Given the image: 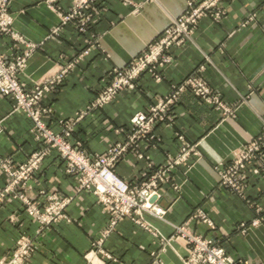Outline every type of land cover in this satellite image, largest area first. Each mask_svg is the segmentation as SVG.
<instances>
[{"label": "crops", "instance_id": "crops-1", "mask_svg": "<svg viewBox=\"0 0 264 264\" xmlns=\"http://www.w3.org/2000/svg\"><path fill=\"white\" fill-rule=\"evenodd\" d=\"M75 2L12 0L11 32L0 33L1 54L16 56L27 44L36 46L19 79L26 89L48 85L42 105L51 109L45 121L55 132L61 131L60 120L77 119L88 110L112 81L111 71L139 56L185 11L188 0H98L85 31L74 23L61 26L62 15ZM222 7V20L203 18L192 41L171 49L173 60L161 68V80L144 72L134 89L78 119L69 139L89 157L106 154L127 139L119 130L129 127L134 115L148 111L192 73L201 77L221 95L229 113L187 90L173 109V121L156 127L157 140L140 144L144 158L129 152L115 167L124 180H140L185 143L194 146L190 159L161 187L164 218L144 213L138 216L144 225L123 219L98 244L111 213L93 192H78L77 176L53 151L25 187L5 197L1 194L11 179L0 169V261L10 259L19 239L29 236L35 250L25 264H186L189 246L176 233V226L185 225L197 235L220 240L237 260L264 264V176L257 165H249L242 197L220 184L217 169L264 128V0H223ZM69 66L64 78L51 84ZM15 102L0 94V156L18 166L43 144L32 133L28 115L14 109ZM18 194L39 206L53 194L72 201L66 218L39 232V221L27 213ZM199 211L213 227L197 217Z\"/></svg>", "mask_w": 264, "mask_h": 264}, {"label": "built area", "instance_id": "built-area-1", "mask_svg": "<svg viewBox=\"0 0 264 264\" xmlns=\"http://www.w3.org/2000/svg\"><path fill=\"white\" fill-rule=\"evenodd\" d=\"M11 1L0 0V33L11 32L12 16L9 12ZM97 1L76 0L73 8L62 15L61 26L74 23L79 30L85 31L92 22L90 9ZM222 1L188 0L185 11L174 18L139 56L111 71L112 81L98 92L88 110L82 111L77 119L60 120V132L52 130L45 121V118L51 114V109L42 105L43 93L48 85L26 89L19 79L36 46L27 44V49L16 56L0 53V94L15 99L14 109L22 110L28 115L33 123L32 133L43 144L25 163L18 166L14 165L12 159L0 156V169L5 171L11 179L10 185L1 197H5L18 187H25L36 170L40 168L43 160L53 151H57L66 161L67 172L77 176L78 192H93L111 213L110 224L98 244H101L123 219L129 218L144 225L138 219V216L144 213L164 218L166 209L160 203L163 197L161 187L170 181L171 173L175 168L190 159L194 146L185 143L177 156L169 157L160 167L145 172L140 180H124L117 174L115 167L118 161L129 152L144 158L139 151L140 144L142 142L153 144L157 140L156 127L173 121V108L179 101L180 95L187 90L195 92L200 98L219 109L229 112L230 109L221 96L203 79L194 74L189 76L179 85H175L169 95L148 111L134 115L131 125L119 130L126 135L127 139L112 146L106 154L89 157L81 150L80 145L73 146L69 139L78 119L92 109H99L109 104L125 89L135 88L137 78L144 72H150L155 78L161 80L159 69L171 63L173 59L170 49L192 40L193 31L202 18L211 17L216 21L222 20L226 14ZM59 31L60 27L54 29L53 33ZM14 36L16 37L15 34ZM16 38L24 42L23 38L18 36ZM88 52L87 50L86 53ZM69 68L70 66L63 69L61 74L51 81V84L59 83ZM179 138L184 140L183 136ZM251 164L258 166L263 177L264 128L258 136L239 150L231 162L217 168L221 177L220 184L244 197L247 187L246 169ZM18 197L25 201L27 213L39 221L41 226L39 232L52 223L66 218L65 210L72 201V197L62 198L53 194L47 198L46 203L39 206L27 200L24 195L18 194ZM197 217L213 227L212 221L205 212L199 211ZM241 227L244 228L245 225ZM176 233L184 238L189 246L186 264H252L248 260H237L229 255L220 240L197 235L185 225L176 226ZM34 250V240L24 236L18 241L16 254L27 260Z\"/></svg>", "mask_w": 264, "mask_h": 264}, {"label": "rangeland", "instance_id": "rangeland-1", "mask_svg": "<svg viewBox=\"0 0 264 264\" xmlns=\"http://www.w3.org/2000/svg\"><path fill=\"white\" fill-rule=\"evenodd\" d=\"M222 2H223V1H222ZM204 18H205V17H204ZM223 18H224V17H223ZM223 18H222V19H223ZM202 19H203V18H202ZM202 19H201V20H202ZM201 20H200V21H201ZM200 21H199V23H200ZM198 25H199V24H198ZM197 27H198V26H197ZM197 27H196L195 30L193 31V34H192V40H193V36H194V33H195ZM192 40H189L188 42H190V41H192ZM153 41H154V40H153ZM153 41H152V42H153ZM188 42H187V43H188ZM187 43H185V44H187ZM150 44H151V43H150ZM185 44H184V45H185ZM184 45H182V46H184ZM182 46H174V47H182ZM172 48H173V47H172ZM172 48H171V49H172ZM171 49H170V51H171ZM143 51H144V50H143ZM172 57H173V56H172ZM172 60H173V59H172ZM169 64H170V63H169ZM165 66H166V65H165ZM163 67H164V66H163ZM163 67H161V68H163ZM161 68L159 69V72H160ZM150 74H151V73H150ZM193 74H194V75H197V74H195V73H192L191 75H193ZM191 75H190V76H191ZM188 77H189V76H188ZM188 77H187V78H188ZM197 77H198V76H197ZM139 78H140V77H138L137 80H138ZM154 78H155V76H154ZM187 78H186V79H187ZM200 78H201V77H200ZM155 79H157V78H155ZM186 79H185V80H186ZM201 79H202V78H201ZM137 80H136V85H137ZM157 80H158V79H157ZM128 89H134V88H128ZM128 89H125V90H128ZM172 89H173V88H172ZM212 89H213V88H212ZM125 90H124V91H125ZM213 90H214V89H213ZM188 91H191V90H188ZM214 91H215V90H214ZM122 92H123V91H122ZM192 92H193V91H192ZM170 93H171V92H170ZM170 93H169V94H170ZM183 93H184V92H183ZM193 93H195V92H193ZM217 93H218V92H217ZM169 94H168V95H169ZM195 94H196V93H195ZM218 94H219V93H218ZM118 95H119V94H118ZM118 95H117V96H118ZM196 95H197V94H196ZM219 95H220V94H219ZM117 96H116V97H117ZM180 96H181V95H180ZM197 96H198V95H197ZM220 96H221V95H220ZM165 97H166V96H165ZM163 98H164V97H163ZM221 98H222V97H221ZM161 99H162V98H161ZM161 99H159L158 102H159ZM201 99H202V98H201ZM202 100H204V99H202ZM204 101L207 102L206 100H204ZM158 102H156L154 105H156ZM224 103H225V102H224ZM154 105H152V106H154ZM152 106H151V107H152ZM175 106H176V105H175ZM175 106H174V107H175ZM151 107H150V108H151ZM150 108H149V109H150ZM173 109H174V108H173ZM219 110H222V111H224V112H227V111H225V110H223V109H219ZM139 113H144V112H139ZM228 113H229V112H228ZM137 114H138V113H137ZM78 117H79V116H78ZM181 141H182V140H181ZM73 146H74V145H73ZM182 147H183V146H182ZM182 147H181V148H182ZM180 150H181V149H180ZM179 153H180V151H179ZM179 153H177V155H178ZM193 153H194V152H192V154H193ZM192 154H191V155H192ZM177 155H176V156H177ZM23 237H24V236H23ZM27 237H29V236H27ZM21 238H22V237H21ZM21 238H20V239H21ZM30 238H31V237H30ZM20 239H19V240H20ZM32 239H33V238H32ZM33 240H34V239H33ZM17 245H18V242H17ZM16 252H17V247H16V249L14 250V252H13L11 258L8 259V260H1V261H0V264H25L27 260H25L24 258H20V257H18L17 254H16ZM32 254H33V253H32ZM32 254H31V255H32ZM31 255H30L28 258H30ZM23 259H24V260H23Z\"/></svg>", "mask_w": 264, "mask_h": 264}]
</instances>
